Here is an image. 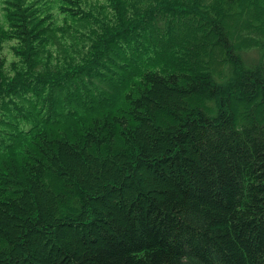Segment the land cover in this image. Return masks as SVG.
I'll return each mask as SVG.
<instances>
[{
  "label": "trees",
  "instance_id": "trees-1",
  "mask_svg": "<svg viewBox=\"0 0 264 264\" xmlns=\"http://www.w3.org/2000/svg\"><path fill=\"white\" fill-rule=\"evenodd\" d=\"M0 264H264V0H0Z\"/></svg>",
  "mask_w": 264,
  "mask_h": 264
},
{
  "label": "rangeland",
  "instance_id": "rangeland-1",
  "mask_svg": "<svg viewBox=\"0 0 264 264\" xmlns=\"http://www.w3.org/2000/svg\"><path fill=\"white\" fill-rule=\"evenodd\" d=\"M9 51H10V50H9V47L6 46V47L4 48V54L6 55V57H7L8 60L11 59V55H10ZM243 57H244V59H245V61H246L247 63H252V62H254L255 59H256V53L251 52V53H248V54H244Z\"/></svg>",
  "mask_w": 264,
  "mask_h": 264
}]
</instances>
